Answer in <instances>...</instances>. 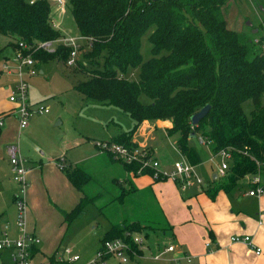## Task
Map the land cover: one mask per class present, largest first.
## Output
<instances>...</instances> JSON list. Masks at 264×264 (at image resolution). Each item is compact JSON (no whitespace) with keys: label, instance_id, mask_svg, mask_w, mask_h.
Masks as SVG:
<instances>
[{"label":"trees","instance_id":"obj_1","mask_svg":"<svg viewBox=\"0 0 264 264\" xmlns=\"http://www.w3.org/2000/svg\"><path fill=\"white\" fill-rule=\"evenodd\" d=\"M227 1L64 0L77 33L90 38L79 47L87 46L74 65L80 66L84 78L74 88L86 98L119 107L134 121L130 130L107 141L137 148L132 134L144 119L170 120L165 131L178 133L176 147L194 165L201 158L192 141L203 136L214 153L226 149L231 155L221 180L206 190L211 199L219 190L231 193L246 175L264 169V53L257 52L254 38L226 26L223 11ZM53 15L49 0H0V33L9 37L7 46L13 52L18 42L26 44L28 51L30 45L34 48L41 41L64 35L54 25ZM143 38L150 45L147 58L141 54ZM30 49L37 65L51 59L65 64L71 47L58 43L53 51ZM206 104L204 114L191 123V115ZM143 152L144 158L152 155L148 148ZM103 153L135 176L153 175L154 170L142 167L138 160L127 163L110 151ZM60 167L79 192L76 204L62 214V222L69 225L88 203L96 202L99 193H87L85 186L93 178L83 168L71 163ZM153 179L165 178L157 175ZM118 185L120 193L99 208L112 202L121 207L127 204L136 188ZM120 214L109 217L100 246L105 240L120 238L143 255L131 236L141 232L147 238V230L171 227L165 220L160 224ZM36 247L30 246L29 258ZM57 261L52 254L43 264H59Z\"/></svg>","mask_w":264,"mask_h":264},{"label":"rangeland","instance_id":"obj_2","mask_svg":"<svg viewBox=\"0 0 264 264\" xmlns=\"http://www.w3.org/2000/svg\"><path fill=\"white\" fill-rule=\"evenodd\" d=\"M49 1L54 12L52 16L54 25L60 27L66 34H77L73 18L66 8L65 11H61L57 7L55 0ZM223 13L228 28L242 32L252 39L257 38L258 44H255L257 52L264 53V0H228L224 6ZM7 42V36L0 33V46L5 45ZM149 47L150 45L143 38L141 54L144 58L149 56ZM85 48L87 46L78 50V59L82 58ZM39 67L31 74L24 70L23 80L27 86L30 100L47 104L49 111L47 113L32 114L29 119L31 126H29L28 137L18 133L16 137L19 140L14 145L18 146L20 152L18 151L17 155L24 159V164L27 168H32V163H37L43 154L52 156L53 159H57V156L62 155L66 163H78V166L92 176V181L85 186L86 191L88 194L99 193V196L95 203H88L84 208V213L73 219L68 226L61 223L62 218L54 222L50 219V207L55 202L49 187L44 182H40L37 199V212L40 224L48 226L51 233L56 235V242L53 246V249L57 250L56 253L64 259L72 254H78L79 258L70 261V264H89L95 258L96 251L101 243L100 238L110 225L109 217L111 215V219H115L122 211L120 215L125 213L126 217L132 219L152 220L153 223L159 222L160 224L164 219L154 201L151 200L145 191L143 192L146 195L135 193L128 196V199H130L128 202L132 207L130 210L133 209L134 213H129L126 207L127 204L121 207L115 202L108 203L107 208H99V205L109 202L110 199L120 193L118 184L123 185L127 182L126 180H121L127 172L120 162L111 161L106 155L98 154L95 142L108 140L111 137L110 135L116 134L119 129L122 131L130 130L134 121L119 107L103 104L93 98H86L74 88L75 83L84 78L80 66H68L56 59H51L47 62H40ZM2 73L5 75V70ZM8 76L13 85L17 81V76L14 73ZM249 107L250 105L247 101L244 104L246 114L249 111ZM148 123L152 126V129L146 128L145 122L142 121L132 134L134 139L143 144L141 146L138 145L137 149L143 151L145 148L149 149L148 146H151L155 150V153H152V158L159 162L160 168L168 170L174 160L184 159L175 143L178 133L168 134L162 125L154 126L152 120ZM192 142L196 145L201 158L200 162L193 165V172L201 178V183L192 180L190 184L182 187L178 180L167 178L162 185L163 192L168 196L169 200L178 196L175 206L168 203L171 206L170 209L173 208L176 212L178 200H182L181 198L185 196L202 193L200 195L201 198H209L208 189L213 184H217L221 178L216 176L213 179L212 175L217 173V166L222 157L219 154H214L210 143L206 142L203 136L200 135L194 138ZM69 145L73 146L67 148ZM2 172L4 175H10L18 190V184L12 179L11 164L10 170L8 166H3ZM25 179L28 185L26 176ZM114 179L116 180L115 182H113ZM200 184L205 190L199 191L198 187ZM247 186L246 178H243L231 193L241 196L242 191L248 189ZM157 193V189H155L154 194ZM197 201L199 200L197 199ZM33 217L34 211L31 215L32 222ZM162 226H164V223ZM147 231L149 234L145 238L144 243L148 248L144 250L142 256L133 257L135 259H129L127 262H121L115 256H108L104 263L174 264L172 258L176 249L162 255L157 260L149 257L150 252L160 249L163 244L167 242L174 243L175 240L172 233L166 232V230L164 232L162 229H150ZM137 234L142 235L141 232ZM38 239L39 243L37 246L40 244V237ZM65 247H69L71 252L64 253L63 249ZM7 253V249L0 250V264L1 259L4 261L3 264H9ZM54 255L56 256L55 253ZM45 258L47 261L48 258L43 256L39 250L28 259V264H39ZM52 262L55 263L56 260ZM52 262L51 264H53ZM57 262L66 264L62 259ZM179 262L180 264H197L196 259L193 260V257L190 262L181 258ZM92 263L99 264V261L95 260Z\"/></svg>","mask_w":264,"mask_h":264},{"label":"crops","instance_id":"obj_3","mask_svg":"<svg viewBox=\"0 0 264 264\" xmlns=\"http://www.w3.org/2000/svg\"><path fill=\"white\" fill-rule=\"evenodd\" d=\"M63 33L65 32L63 31ZM7 38L9 42L10 39L9 37ZM8 42L0 46L3 48L0 53V116H3L0 132V236L4 224L7 223V231L13 237L16 235L14 196L17 192V186L12 182L10 175H4L2 167L8 166L10 170L7 147L15 146L20 152L18 146L14 145L19 140L16 136L19 133L23 134L24 137H28L29 126L31 124L28 122L25 128L20 129L16 115L11 112L14 105L8 101L7 96L8 88L12 85L8 75L12 73L6 72L5 75L2 73L3 64L5 62L12 63L11 57L13 51L10 46H7ZM37 66L40 68L39 64ZM39 71L41 72V70ZM28 99L32 103L38 102L30 100L29 96ZM150 120H143L145 127L149 130L152 129V126L148 123ZM152 121L154 126L162 125L164 129L171 125L170 120L152 119ZM120 131L122 130L119 129L118 132ZM132 140L139 146L143 145L133 137ZM72 146L69 145L67 148ZM148 147L154 154L155 150L151 146ZM97 150L98 154L108 157L106 153L101 152L98 148ZM61 152L63 151L61 150ZM57 157V159H53L52 156L43 154L37 163H32V168H27L28 171L25 176L28 179V185L26 187L25 199L27 230L34 235L36 234L35 236L40 237V244L39 246L36 244L37 251L35 253L40 250V253L47 258L55 253L56 259L60 260L61 256L56 253L57 250L53 249L56 235L51 233L48 226L40 224L37 212L40 182L46 183L53 195L55 203L51 205L49 211V217L53 222L63 218V212L72 208L78 201L79 192L68 180L60 167V165L68 163L65 162L64 156L59 155ZM214 174L216 177V173H213L212 177ZM121 180H127L124 183L127 188H136L134 193L131 194L146 193L154 201L164 220L171 226L166 232H171L174 237L175 241L172 244L176 246V255L188 254L193 257V260L196 259L197 264H264V193L259 196L249 195L247 194V190H244L241 196H237L219 190L214 199L201 198L200 195L202 193L188 195L181 198L182 200L178 198L176 212L173 208L170 209L171 206L168 203L175 206L178 196L169 200L162 189V185L166 182V179H164L165 181H154L147 174L135 176L131 172H127ZM198 188L199 191L203 190L201 184ZM155 189H157V194H154ZM126 207L129 213H134L133 209L130 210L132 207L129 202H127ZM33 211L34 217L32 222L31 215ZM61 223L64 224L62 220ZM65 226L68 225L65 224ZM233 234H249L252 237V245L242 242H231L229 237ZM206 242H208V245H206ZM256 247L260 248L258 253L255 252ZM7 250V260L9 264H13L12 250ZM53 251L55 252L53 253ZM133 259L135 258H131L130 260ZM45 261L46 258L44 261H40L39 264L46 263L47 261ZM3 262L1 259V264Z\"/></svg>","mask_w":264,"mask_h":264},{"label":"built area","instance_id":"obj_4","mask_svg":"<svg viewBox=\"0 0 264 264\" xmlns=\"http://www.w3.org/2000/svg\"><path fill=\"white\" fill-rule=\"evenodd\" d=\"M57 7L61 11H65L64 0H55ZM90 38L84 37L77 34H64L53 40H44L35 45L34 48H42L46 51H53L55 49V44L62 43L64 45L70 46L71 50L65 61L68 66H73L76 64L77 54L79 47L82 43L87 42ZM256 44H258L257 38L253 39ZM54 46L52 47V45ZM28 46L23 42H18L16 49L12 52L11 61L12 63L5 62L3 64L2 70L7 73H14L17 76V81L8 88V101L11 102L14 107L11 110L12 113L16 115L18 126L20 129L25 128L28 125L29 118L34 113H46L49 111L47 105L42 103H32L28 99L27 86L23 80L24 70L28 73H34L38 69L37 63L31 55V49H34L32 45L29 46V50L26 48ZM26 50V51H24ZM3 116H0V126L3 123ZM98 149L103 151L112 152L117 158L127 163L138 160L141 166H148L153 169L152 178L159 175L161 178H170L173 180H178L181 186L184 187L195 180L197 183H201V178L196 176L193 172V165L190 164L185 158L181 160H174L171 168L164 170L160 168V164L156 159L152 158V155L148 158H144L145 152L137 148H127L121 144L109 143L107 140L101 142H95ZM7 152L9 154L12 179L18 184V190L14 196V204L16 207L15 215V230L16 235L10 236L7 231V223L4 224L1 230L0 236V250L9 248L12 250L13 264H28L29 259V248L32 244H38L39 239L27 230L26 227V199L25 192L27 187V182L25 179V174L27 172V167L24 164V159L17 155L18 149L15 146H8ZM214 154H219L222 159L217 166V176L222 177L226 169L230 165L231 155L228 150L221 149ZM246 182L248 184L247 194L259 196L264 193V169H258V171L251 175H246ZM133 242L137 245L140 250L147 249V245L144 243L145 237L140 234H133ZM231 242H242L252 245V237L249 234H233L229 237ZM208 245V242H206ZM176 246L172 243H166L153 252H150L149 257L151 259H160L162 255L174 251ZM260 251L259 247L255 248V252ZM64 253H70L71 249L65 247L63 249ZM130 252L133 257L142 256L139 255L130 247V244L126 241L115 238L111 240H105L101 246L98 247L95 258L92 261L98 260L99 264H105L106 257L115 256L121 262H127L130 259ZM79 258L78 254H72L66 259L60 257V260L70 261ZM185 259L187 262L191 261L192 256L188 254H181V256L174 255V264H180L179 260ZM91 261L90 264H93Z\"/></svg>","mask_w":264,"mask_h":264},{"label":"water","instance_id":"obj_5","mask_svg":"<svg viewBox=\"0 0 264 264\" xmlns=\"http://www.w3.org/2000/svg\"><path fill=\"white\" fill-rule=\"evenodd\" d=\"M207 108L208 105L206 104L198 112L192 114L190 117L191 123H195L204 114ZM213 177H215V174Z\"/></svg>","mask_w":264,"mask_h":264}]
</instances>
